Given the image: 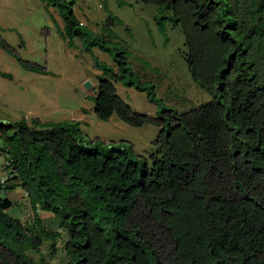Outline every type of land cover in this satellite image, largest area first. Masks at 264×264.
<instances>
[{
  "label": "trees",
  "instance_id": "trees-1",
  "mask_svg": "<svg viewBox=\"0 0 264 264\" xmlns=\"http://www.w3.org/2000/svg\"><path fill=\"white\" fill-rule=\"evenodd\" d=\"M44 1L63 39L74 47L79 38L100 70L97 116L160 132L155 151L142 158L126 141L85 137L76 119L0 120L8 170L0 184V264H54L42 245L49 242L53 254L62 240L68 264H264V0H144L156 6L165 44L169 24L182 30L191 77L212 95L186 110L168 104L136 69L134 61L141 70L155 67L115 30L130 34L106 1L99 31L79 17L76 0ZM0 45L24 68L50 72L1 36ZM119 83L145 93L156 116L127 103ZM16 187L29 198L30 220L8 212Z\"/></svg>",
  "mask_w": 264,
  "mask_h": 264
},
{
  "label": "rangeland",
  "instance_id": "rangeland-1",
  "mask_svg": "<svg viewBox=\"0 0 264 264\" xmlns=\"http://www.w3.org/2000/svg\"><path fill=\"white\" fill-rule=\"evenodd\" d=\"M79 17L96 31L107 11H111L129 27L117 25L115 30L127 41L134 54L149 60L153 70L142 69L138 61L134 65L142 74L158 85V93L168 104L186 110L212 100V95L202 89L191 77L185 62V38L180 28L168 25L169 41L159 32L155 21L156 6L144 0H76ZM52 13L62 23L57 9ZM0 36L26 62L48 69L49 73H37L24 68L16 57L0 45V70L11 77L0 75V120L17 122L22 119L40 118L44 121L76 119L81 121L85 137L101 138L107 142L126 141L133 144L139 157H149L155 151V139L160 127L151 123L133 126L116 114L109 120L100 119L95 113L94 95L98 93V74L93 56L82 47L79 38L70 47L58 31L44 0H0ZM100 59L112 63L110 56L95 48ZM93 85L88 88L85 83ZM119 94L136 111L156 116L157 105L145 93L117 84ZM3 143L0 137V144ZM4 157L0 155V175H8L3 169ZM8 196L17 201L8 212L21 220L32 217L29 198L21 187L9 191ZM46 224L57 228L59 221L49 212L42 211ZM46 256L54 264H68L64 240L59 241L52 254L49 242L42 245Z\"/></svg>",
  "mask_w": 264,
  "mask_h": 264
},
{
  "label": "built area",
  "instance_id": "built-area-1",
  "mask_svg": "<svg viewBox=\"0 0 264 264\" xmlns=\"http://www.w3.org/2000/svg\"><path fill=\"white\" fill-rule=\"evenodd\" d=\"M5 161V160H4ZM6 163V162H5ZM4 166V164H3ZM7 178V175H0V184L4 183Z\"/></svg>",
  "mask_w": 264,
  "mask_h": 264
},
{
  "label": "water",
  "instance_id": "water-1",
  "mask_svg": "<svg viewBox=\"0 0 264 264\" xmlns=\"http://www.w3.org/2000/svg\"><path fill=\"white\" fill-rule=\"evenodd\" d=\"M85 85H86V87L90 88V87L93 85V83L90 82V81H87V82L85 83Z\"/></svg>",
  "mask_w": 264,
  "mask_h": 264
}]
</instances>
